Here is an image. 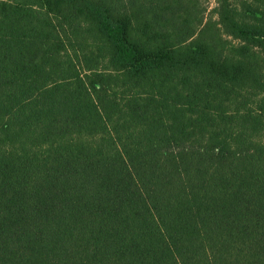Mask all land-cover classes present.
I'll use <instances>...</instances> for the list:
<instances>
[{
    "label": "trees",
    "instance_id": "1",
    "mask_svg": "<svg viewBox=\"0 0 264 264\" xmlns=\"http://www.w3.org/2000/svg\"><path fill=\"white\" fill-rule=\"evenodd\" d=\"M216 1L0 0V264H264V0Z\"/></svg>",
    "mask_w": 264,
    "mask_h": 264
},
{
    "label": "rangeland",
    "instance_id": "2",
    "mask_svg": "<svg viewBox=\"0 0 264 264\" xmlns=\"http://www.w3.org/2000/svg\"><path fill=\"white\" fill-rule=\"evenodd\" d=\"M216 3H217L216 0H199V5H200L201 9L205 10L204 15H203L204 16L203 23H205L206 21H210V23H213V25H215V22L218 21V19H219L218 16L213 12V10L216 6ZM219 33H220V31H219ZM220 35H222V34L220 33ZM222 37L223 38H230L227 36H222ZM208 38H215L214 32H208Z\"/></svg>",
    "mask_w": 264,
    "mask_h": 264
}]
</instances>
